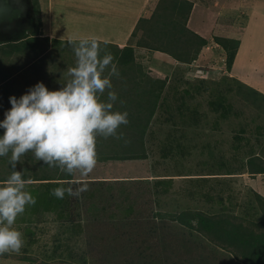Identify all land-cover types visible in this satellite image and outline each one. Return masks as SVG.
Segmentation results:
<instances>
[{
	"label": "rangeland",
	"instance_id": "1",
	"mask_svg": "<svg viewBox=\"0 0 264 264\" xmlns=\"http://www.w3.org/2000/svg\"><path fill=\"white\" fill-rule=\"evenodd\" d=\"M119 1H125L124 10H115L111 13L113 17H96V26L82 36L113 41L114 44L107 42L105 47L111 53L115 46L138 48L141 54L133 60L137 65L130 77L117 62L120 77L112 78L113 90L128 102L144 86V82L136 84L131 77L141 75L146 82L152 80L156 96H148L144 103L150 110H144L148 114L137 115L134 111L128 114L129 123L118 129V133L127 134L121 139L97 137L96 167L83 178L89 184V190L82 193L88 202H81L84 208L90 207L92 216L80 223V229L79 222L62 223L55 212L47 210L36 197L42 190L39 183L25 180L26 190L36 197L38 208L27 206L25 213L17 218L13 227L23 233L25 244L19 254L0 255V264H33L24 256L34 258V264H125L142 258L143 254L151 259L149 255L157 251V258L151 264H240L232 247L214 241L207 232L200 233L173 221L167 214L184 210L203 211L206 215L225 213L233 221L246 218L245 225L254 232L264 228L261 217L264 206L258 203L264 200V185H259L260 177L241 173L256 158L251 156L254 152H259L264 162V92L252 80H242L235 73L239 68V65L233 66L235 56L229 64V48L238 50L241 37L244 42L241 55L244 48L252 47L256 36L261 38L254 29L258 27L264 32L261 30L264 29V0ZM178 10L182 13L175 15ZM109 17L111 20L105 24ZM171 19L178 24L173 26ZM118 20L124 29L116 26ZM163 21L167 25L164 29ZM158 22L162 31L156 29L162 35L155 36L152 28ZM177 28L182 33L169 38L167 34L170 36ZM185 33L192 39L183 44ZM202 38L207 41L203 42ZM52 42L49 60H11L8 67L0 66V120L11 107L10 96L19 98L38 81L55 90L68 79L67 70L76 63L74 52L70 46L67 52H62L57 41ZM165 44L172 46L166 55L176 58L175 52L186 60L176 58L169 62L162 57L147 60L145 49L162 46L165 50ZM62 53L67 60H61ZM235 62L241 66L244 63L243 60ZM24 67L18 73L22 80L14 85L13 81L19 78L11 76L12 69ZM257 70L249 66L247 73L255 75ZM122 97L118 96V101L123 102H117L120 105L125 103ZM222 97L224 105L215 110L211 102L221 101ZM189 105L199 108V115L196 113L199 122H194L192 114L186 113ZM124 108L129 111L132 106L126 104ZM135 117L141 120L136 126L130 120ZM3 131L0 129V135ZM131 134L133 143L127 140ZM175 142L183 144L184 152L171 147ZM142 152L147 157L137 156ZM22 160L17 170L26 168L28 175L37 174L35 178L45 174L51 182L64 181L56 174L58 169L34 161L33 153H27ZM8 163L0 166L6 178L12 172ZM159 238H165L169 244L160 245ZM156 246L160 248L154 250Z\"/></svg>",
	"mask_w": 264,
	"mask_h": 264
},
{
	"label": "clouds",
	"instance_id": "2",
	"mask_svg": "<svg viewBox=\"0 0 264 264\" xmlns=\"http://www.w3.org/2000/svg\"><path fill=\"white\" fill-rule=\"evenodd\" d=\"M66 43L76 58L75 66L67 70L68 79L55 90L38 81L19 98L10 96L11 107L0 120L4 130L0 157L10 154L12 169L0 184V255L20 253L25 240L13 226L26 207L37 202L26 190L22 171L17 170L22 157L31 152L37 161L77 177L68 187L53 188L51 195L78 198L89 190L83 178L96 167L97 137L121 139L124 133L118 129L129 123L127 111H113L118 94L112 78H119L120 71L115 56L105 51L107 41L69 37Z\"/></svg>",
	"mask_w": 264,
	"mask_h": 264
},
{
	"label": "crops",
	"instance_id": "3",
	"mask_svg": "<svg viewBox=\"0 0 264 264\" xmlns=\"http://www.w3.org/2000/svg\"><path fill=\"white\" fill-rule=\"evenodd\" d=\"M125 5V1L122 3L119 0H0V66L5 65L8 67L7 63H10L11 60H49L47 55H49L48 53L53 43L52 40L57 41V45L63 50L62 52H67V49L70 47L66 42L68 38L71 37L70 34L83 33L74 37L83 38L82 35H88L91 32L90 28L96 26V17L100 15L113 17L111 13L115 10H124ZM139 6L138 9L140 8ZM127 7L129 10L128 4ZM128 12L130 13V10ZM93 18H95V20H93ZM110 20L111 17L106 18L105 24ZM120 22L121 20H118L116 26L124 29L125 27L120 25ZM9 29L10 31H8ZM254 31L261 34V38L256 36L255 40L252 41V47L250 49L244 48V54L241 55L240 53L244 45L243 37H241L233 66L235 65V67H237L239 65L235 73L239 74L242 80L244 78L246 80H252L255 83V87L260 88L264 92V32H260L258 27L254 29ZM121 32L122 31L118 32V35L121 34ZM107 42L114 44L113 41ZM127 48L132 49V57L124 54ZM135 48L136 47L133 45H124L121 46L120 49L115 46L112 54L115 56L116 62L119 60H137L139 58L138 53L141 54V52L137 51L138 48ZM147 49H145L147 60H159L161 57L165 60H169V62H171V60H176L173 56L170 58V55H166L167 52L162 50ZM69 53L71 54V51H69ZM163 55L167 58L163 57ZM67 59L68 57L66 58V56H64L61 60ZM235 60H243L244 63L240 62L243 63L241 66L239 63L235 62ZM121 64L124 67L123 69L126 70L123 73H129L127 69L128 66L122 62ZM132 64L135 63L133 62ZM131 66L132 65L129 64V67ZM249 66L258 68L255 75H249L250 73H247ZM150 68L154 69L153 67ZM25 69V67L21 69H12L11 72L13 74H11V76L13 75V77L16 76L19 78L18 81H13L14 85L15 82L19 83L22 80L20 76L18 77L19 70ZM155 71H157V73L161 72V70L156 69ZM51 83L54 84L53 82ZM12 86L13 84H11V87ZM140 92L141 89L133 93L132 98H137L139 100V98H141ZM118 96L119 98L122 97V95ZM122 100L125 102L123 104L124 106H126V104L129 106H131L132 103L136 104V102H133L135 100L131 102V99H128V102H126L127 100L125 101L123 97ZM120 104L116 103L115 105L119 108L123 106ZM115 105L114 109H116ZM122 110L123 109H119L118 111L121 112ZM258 153L259 152H254V154L251 155L252 157H256H251L253 162H259L258 158H262ZM252 166L254 165H245L241 173H248L251 176H258L260 178L264 176V173L254 172L256 170L252 169ZM259 185H262V183ZM262 187L263 186H259V188ZM258 203L263 206L264 200Z\"/></svg>",
	"mask_w": 264,
	"mask_h": 264
},
{
	"label": "trees",
	"instance_id": "4",
	"mask_svg": "<svg viewBox=\"0 0 264 264\" xmlns=\"http://www.w3.org/2000/svg\"><path fill=\"white\" fill-rule=\"evenodd\" d=\"M180 9L183 10V6ZM178 12L182 13L181 10L180 11L178 10L177 12H175V15H177ZM165 22L166 21H163L162 29L167 27V25H165ZM171 22L173 23V26L178 24V22H176V20H173V19H171ZM160 26L161 25L158 22L156 24V27L154 26L152 28V29H154V30H152V32H154L155 36L162 35V32L159 33V31L156 29V28H160ZM162 29H161V31H162ZM181 31H182V29L177 28L175 33H170L173 36H171V35L169 36V34H167V35L169 38H171V37H174V35H179V33ZM191 39H192V37L187 33L186 34V40L184 41L183 44H186ZM202 40H203V42L207 41L204 38H202ZM237 44H238V41H237ZM167 46L168 45L165 44V47H166L165 50H163L162 46H153L152 49H154V50L160 49L164 52H166V51L170 52V49H168V48H171L172 46L170 44L168 47ZM235 50L237 51V47L235 49H233V51L231 48H229V51H230V57H229L230 62H229V64L230 65H231V62L233 61L232 59L235 56V53H236ZM185 51H186V49H185ZM188 52H189V50H188ZM185 53L189 55L190 52L187 53V51H186ZM124 54L126 56L130 55L132 57V49L127 48L126 53H124ZM174 56L179 60H186V59L182 58L181 56H179L178 53H175V52H174ZM192 58L193 57H191L190 59L192 60ZM119 61H120V63L122 62L123 64L128 66L127 69H128L129 75H130V72L132 73V70L133 71L135 70V65H137V64H132L134 62L133 60H119ZM129 64L132 66L129 67ZM124 71H126V70H124ZM139 76H141V75H139ZM131 78H132L131 80H134L135 81L134 83H136V84H140L141 82H144V86L141 85V88H140L141 89V92H140L141 98H139V100H138L137 98L131 97L132 100H135L133 102H136V104L134 103V105H131L132 108H131V110L128 109L129 111H127V108H124L125 107L124 105H123L124 107L121 106L118 108L116 105H115V107H117L118 110L123 109V110L127 111L129 115H132L133 111L137 115H139L140 113L148 114V112H146L144 110H150V108L149 107L146 108L144 106V103L147 101L148 96L149 97L156 96L154 94V93H156V91H155L156 88H154V85H153L154 82L152 80L146 82L147 79L143 76L131 77ZM219 99H220V96H219ZM132 100H131V102H132ZM223 100H224V97H222L221 101H217V102L212 101L211 102V104L214 106L215 110H217L219 108V106L224 105ZM198 109H199L198 107H194V106L191 107L190 106L189 110H188L189 112H186L188 114L189 113L192 114V116L191 115L190 116L194 122H199V120H200V119H197V116H196V113L199 115ZM113 111H117V110L113 109ZM131 118H130V120L134 122L133 124H135V126L137 125V123H139V121H141L139 117H135L133 120ZM184 123H186V120ZM139 131H140V129H139ZM144 133L145 132H143L142 135H144ZM126 135L127 134H124V136H126ZM132 136H133V134H131L130 137H127V140H129V142H131V143H133L131 141ZM142 146L144 147V145H142ZM171 147H176V149H178L179 152H184L181 149V147H183L182 143L175 142ZM144 151L146 152L145 147H144ZM145 152H142L141 154H138L137 156L145 158V157H147V153H145ZM258 159H259V162H253V159L250 160V163L252 165H254V166H252V169L256 170L254 172L264 173V163L262 162V158H258ZM34 161H37V160H34ZM7 162H9L8 157H0V166L7 164ZM8 165H9V163H8ZM36 166H39V168H40V165H36ZM21 169H22L21 171L23 172V178L25 180L29 179V180H32L34 183H39L40 189H42V190H41V194H38V196H36V197L38 198L40 203L42 202L46 205L47 210H49L51 212H55L58 215V217L60 218V220L62 221V223H65V224L72 223L73 225H75L76 223L79 222L77 226H78V229H80V223H84L86 221H89L88 220L89 217L92 216V214L90 215L89 213H91L92 211H89L90 207L84 208L81 205V202L83 200L88 202V199L85 196V194L81 195L78 198L70 197L67 194H65V197L63 199H57L56 197L51 195V190L53 188L66 187L69 184L68 182L70 180L75 179V177H70V176L64 175V174L60 173L59 170H57L56 174L58 173L59 179L64 180V181L63 182H51L50 181L51 178H49L50 177L49 175L47 177V175L42 174V175H38L37 178H35L37 174L28 175L27 172L25 171L26 168H21ZM0 174H1V172H0ZM1 175H0V178H1L0 181L1 180L5 181L6 176L5 175L1 176ZM42 181H49V182H42ZM42 183H44V184H42ZM56 183H58V184H56ZM260 183H262V185H264V176L260 178ZM45 185H47L48 187H46ZM95 196H98V195H95ZM33 207L38 208L36 204L33 205ZM223 214L219 213V214H211V215L207 214L206 215L205 212H203V211L197 212V211H186V210H184V211H181L179 213H174V212L168 213L167 215L173 221H178L181 224L189 226L190 228H194L197 231H199L200 233L207 232L209 235L211 234L213 236L212 237L213 240L216 242H219L221 245L227 244L230 247H232L236 251V253L234 255L237 257V261L239 260L240 262H242L240 264H264V228L262 230H259L258 232H254L251 230L252 228L250 229L249 226L245 225V222L247 220L246 218H244L245 220L243 218H241L240 220L233 221V218H231L230 215L225 214V213H223ZM159 215L164 217V215L162 213H160ZM94 216H96V215H94ZM261 217L264 219V215H262ZM95 219L101 220L102 217L101 218L95 217ZM249 221L253 222L252 220H249ZM260 221H262V220L260 219ZM253 223H255V222H253ZM256 224H257V226L260 225L259 223H256ZM158 240H159L160 245H168L169 244L168 242H166L167 240L165 238H159ZM151 248H153V247H151ZM157 248H160V247L156 246L153 249L155 250ZM160 253L162 254V252H160ZM157 254H158V251H157V253L150 254L149 256H151V259H146V257H144V254H143V255H141L142 258L135 259L134 261L128 260L125 262V264H130V263L131 264H151L154 261V259L157 258V256H156ZM24 259L26 261L30 260V262H32L33 264L36 262V260L34 258H31L30 256H24ZM225 263H226V261H225ZM61 264H72V263L71 262H63V263L61 262Z\"/></svg>",
	"mask_w": 264,
	"mask_h": 264
}]
</instances>
